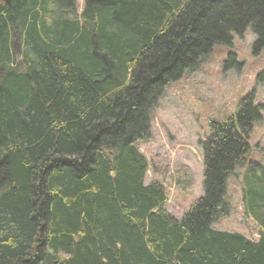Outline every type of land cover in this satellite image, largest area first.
<instances>
[{
    "label": "trees",
    "instance_id": "obj_1",
    "mask_svg": "<svg viewBox=\"0 0 264 264\" xmlns=\"http://www.w3.org/2000/svg\"><path fill=\"white\" fill-rule=\"evenodd\" d=\"M0 0V264H264V166L245 175L260 238L214 228L262 106L211 121L204 195L180 219L136 144L168 85L251 28L264 0Z\"/></svg>",
    "mask_w": 264,
    "mask_h": 264
},
{
    "label": "rangeland",
    "instance_id": "obj_2",
    "mask_svg": "<svg viewBox=\"0 0 264 264\" xmlns=\"http://www.w3.org/2000/svg\"><path fill=\"white\" fill-rule=\"evenodd\" d=\"M76 1L81 13L84 0ZM229 45L215 46L197 69L168 85L158 105L152 109L151 136L136 144L149 161L146 184L160 182L168 191L167 209L182 218L205 190L204 155L200 140L211 134V121L234 117L245 99L260 105L262 119L249 136L245 161L228 182L229 217L214 228L260 238V225L247 215L244 203L245 175L251 165L264 166V51L256 53L257 39L249 28L243 37L233 35Z\"/></svg>",
    "mask_w": 264,
    "mask_h": 264
},
{
    "label": "water",
    "instance_id": "obj_3",
    "mask_svg": "<svg viewBox=\"0 0 264 264\" xmlns=\"http://www.w3.org/2000/svg\"><path fill=\"white\" fill-rule=\"evenodd\" d=\"M3 1L7 2V1H9V0H3Z\"/></svg>",
    "mask_w": 264,
    "mask_h": 264
}]
</instances>
